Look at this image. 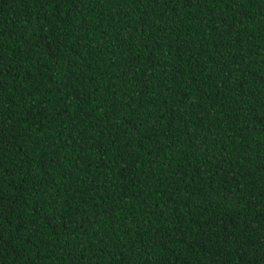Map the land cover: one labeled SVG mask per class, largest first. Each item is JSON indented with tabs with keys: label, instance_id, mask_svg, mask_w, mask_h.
<instances>
[{
	"label": "trees",
	"instance_id": "trees-1",
	"mask_svg": "<svg viewBox=\"0 0 264 264\" xmlns=\"http://www.w3.org/2000/svg\"><path fill=\"white\" fill-rule=\"evenodd\" d=\"M0 264H264V0H0Z\"/></svg>",
	"mask_w": 264,
	"mask_h": 264
}]
</instances>
